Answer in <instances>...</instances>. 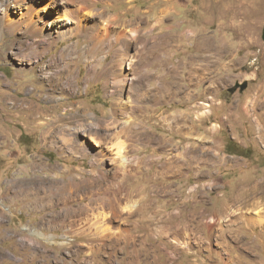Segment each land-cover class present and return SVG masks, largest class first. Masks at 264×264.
<instances>
[{
  "label": "rangeland",
  "instance_id": "374dc122",
  "mask_svg": "<svg viewBox=\"0 0 264 264\" xmlns=\"http://www.w3.org/2000/svg\"><path fill=\"white\" fill-rule=\"evenodd\" d=\"M103 10L116 17L110 37L118 27L138 31L131 40L125 33L130 47L121 53L139 68L128 71L139 89H115L111 63L119 44L87 80L84 33L49 45L27 23L9 26L18 21L19 8L18 14H0V264H98L94 248L102 255L117 250L110 264H131L120 256L137 239L145 251L139 264H264V202L222 209L210 236L205 204L192 208L187 199L200 192L195 184L201 177L191 178L193 148L217 147L229 136L252 141V152H218L213 194L248 197L241 190L247 185L234 181L248 171H223L235 161L240 170L248 164L237 155L256 158L257 192L264 193V0H94L84 11L87 26L95 22L89 14ZM49 11L61 20L58 8ZM76 41L70 58L64 49ZM103 51L86 57L97 60ZM35 56L37 64L23 62ZM227 64L232 73L224 72ZM57 70L56 80L45 78ZM146 71L154 72L153 80ZM70 74L76 75L74 92L63 85ZM117 98L128 108L124 115L114 111ZM240 112L249 116L237 121ZM126 115L143 125L125 142L129 163L108 165L104 177L91 155L66 143L83 123ZM178 156L175 178L156 173L161 162Z\"/></svg>",
  "mask_w": 264,
  "mask_h": 264
},
{
  "label": "bare ground",
  "instance_id": "6f19581e",
  "mask_svg": "<svg viewBox=\"0 0 264 264\" xmlns=\"http://www.w3.org/2000/svg\"><path fill=\"white\" fill-rule=\"evenodd\" d=\"M42 1L44 2V4L39 7L38 3H40V1L37 0H4L2 5L0 6V14L7 15L9 14V12L10 13L14 12L18 14L17 10L19 8L21 10L20 11L21 13L18 18V21L17 22H13V20L8 21L9 26L14 27L15 25L17 26L27 23L30 32L35 36L36 35L39 36L41 38V41L44 40L45 42H47V44L49 43V45H51L52 42H55L56 40H68L74 38L75 36H78L80 33H84L83 35L85 36V38H87L89 42L88 46L83 48V55H84L83 63L87 67V80L92 79L93 75L96 72L97 66L102 65L104 59L113 49L114 44L115 45L116 43L119 44L120 50L115 52L113 59L111 58L112 59L111 64L114 67L113 69L116 73V78H117V79L115 78L117 80L116 81L117 84L114 85L116 86L115 89L117 90L118 93L121 94V92L127 90V88H129L130 90L136 89L137 87L138 89L141 88V84L140 82L136 81L135 75L134 76L132 75V77H128L129 74L128 71L130 70L133 71V69H135L136 72L137 70H139V68L137 66L136 68L134 67L135 66L134 60L125 59L123 53H121L123 47L127 48V43L129 39L130 40L136 39V37L138 36L137 35L138 31H136L137 29L136 30L133 29L134 32L132 31L131 33H129L131 29L127 31L129 35V39L128 37H126L125 34L127 32H123L125 30H122L120 27H118L117 29L115 28V30L113 29L115 36L112 35L113 37H110L109 36L110 30L113 28L112 22L115 20L116 17L114 18L112 17L114 15H109L106 10H103L102 12L99 13H94L93 11H96V9L94 8L92 11L93 14H89L91 18H95L94 25L87 26L86 17H85L86 15H84L85 13L84 11L89 6V2H93L94 0H42ZM68 5H73V9L69 10ZM50 7H55L58 8V10H60L62 16L61 20L56 18L53 19L51 15L52 12L49 11ZM161 17L156 16L155 19L160 20ZM77 45H78V41L71 44L68 43L67 47L66 48L64 47L65 48L64 50L69 53L70 58L71 55L75 53L77 49ZM64 50H62L61 56H63L62 53L64 52ZM100 50H105L103 51L102 53L103 56L101 58L95 60L93 59V57L90 58L86 57L87 55H90V56H94L95 58V55L98 54ZM55 60L58 63L60 62L59 64L62 63L60 57L59 59H55ZM37 61L38 58L35 56V57H29L23 62L32 65V64H37ZM63 66L62 69H64ZM60 72L61 70L60 71L57 70L56 72L54 71L52 73H48L45 75V78L54 81L58 78ZM125 72L128 73L126 74ZM154 76L155 74L152 71H146L145 73V78H147L148 80L151 78H152L151 80H153ZM75 82H76V75L70 74L63 82L64 83L63 85L68 87L71 92H74L76 87ZM127 98L129 99V95ZM121 100H122L121 98H117V101L114 103V111L116 110L121 111L120 114L124 115L128 108L126 107V105H123ZM127 103L129 102L127 101ZM137 108L138 106L131 107L130 111L132 112L134 109ZM64 115L65 112L59 115L57 119H62ZM140 123L141 122L139 121L137 122L134 116H127V115L111 116L109 120H104V119L93 120L91 121V123L81 124L80 128L78 127L79 129H77L75 133L72 134V137L74 139H71L70 142L67 141V138L65 137L67 141L66 143L70 148H79L82 151L86 152L88 155H91L93 159V163L100 166L99 174L104 177L105 175H107L108 172L111 171V168L110 166L108 168V165L111 166L115 165L117 168H120V166L122 167L124 164L129 163L128 158L125 155L126 152L125 142H132V140H135V138L137 137L135 136L136 133L135 131L138 129ZM141 125L143 124L141 123ZM49 130H50L49 128L46 129L44 131V135L47 134ZM80 134L85 136L87 138V141L86 139L80 138L79 136ZM88 140H89V145H88ZM72 144H74V147ZM115 172H118V169H115ZM115 206L118 207V205ZM111 207L113 208V206ZM259 218L263 219L264 217L262 215Z\"/></svg>",
  "mask_w": 264,
  "mask_h": 264
},
{
  "label": "crops",
  "instance_id": "0c3cea01",
  "mask_svg": "<svg viewBox=\"0 0 264 264\" xmlns=\"http://www.w3.org/2000/svg\"><path fill=\"white\" fill-rule=\"evenodd\" d=\"M190 64H191L190 66H192V62ZM233 68L234 66L232 64H227L226 68L224 69V72L232 73ZM186 69H187V65H186ZM228 104H232V102L229 101ZM233 107L235 108L237 107V105L233 104ZM228 116H232V115L230 114ZM236 116L238 117H235V120L241 121L242 119L241 116H249V115L246 113L240 112V113H237ZM218 120L220 121L221 117H219ZM240 141L241 139L239 138H232L229 136V138L226 139L225 142L219 144L217 147L212 146L210 144L205 146V148L204 147L203 148L194 147L190 153L191 155L188 156V159H190L189 161L193 168V171L191 173L192 180L196 181V177L197 179L201 177L200 179L201 181L197 180L200 183L195 184V186L200 187L199 188L200 192L198 193L196 189L194 188L195 190H193L192 193L189 194L187 199L190 201V205L192 206V208L197 206L198 203L205 204V207L207 208V217L209 218L208 219L209 222H211V224H207V226H204L208 234H209V231L210 233L214 232L213 222L215 220H218L217 218H220L219 214L223 211L222 209L226 207L233 208L236 203H238V206H239L241 202L244 203L245 205L247 204L249 205L246 207L250 208L252 206L253 208H255L257 205V202H264V193L258 194L257 192L258 180L254 178L256 174V167H258L257 165L256 166L252 165L253 162L256 160L255 157L254 158L252 157L250 161V157L237 155V157L243 158L248 163L244 166L243 169L240 170V168L242 167L241 165L242 163L238 161H235L234 165L232 166L223 168L224 174L226 175L234 174L237 172L244 174V171H248V176H241V177L234 178V181H242V185L248 186V187L247 186L241 187L242 191L248 190L249 192L248 197H245L244 195H240L238 193L237 194L234 193L233 195L231 194L232 197L231 195L225 197L223 196V193L221 191L215 192L213 194V191L211 190V187H213L212 185H214L212 176H211V174L213 173L212 168L216 167L218 164V161H219L217 158L218 152L226 153L229 156L235 155L236 153L250 152V150L252 152V149H251L252 141L249 144L245 142L241 143ZM230 148H232L234 152L227 151ZM180 157L182 156L173 157L169 160H165L161 162L160 166L156 168L157 169L156 173L160 175L161 177L169 176V177L175 178L178 172L177 169L179 167V164L180 162H182L181 161L182 159H180ZM219 167H222L220 163H219ZM259 167L263 168L262 165ZM203 175H205L204 179L202 178ZM262 180H263L262 182L264 183V179ZM207 188L208 190L212 191V194L207 193ZM205 194H206V198H205ZM203 233L204 232H202V234ZM209 235L212 236L211 234ZM208 240H211V239L208 237ZM128 245L130 246V249L129 250L125 249V253L123 249L121 252L120 258L124 259V256H125L126 260L130 259L129 262L131 264L142 263L144 261V252H145L144 242L142 240L139 241V239H137L136 242H132L130 244L128 243ZM94 249L95 251L93 253V256H94V259H96V262H98V264H99V261L101 263L102 260L105 262V264L107 263L110 264V262L113 261L114 258H116L118 254L117 250L110 249V252L107 253V255H102L99 248H94Z\"/></svg>",
  "mask_w": 264,
  "mask_h": 264
}]
</instances>
